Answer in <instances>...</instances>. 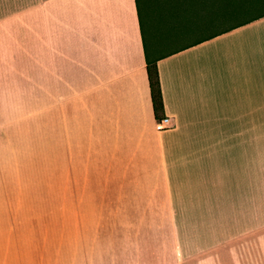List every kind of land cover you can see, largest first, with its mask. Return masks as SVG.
<instances>
[{"label":"crops","instance_id":"0c3cea01","mask_svg":"<svg viewBox=\"0 0 264 264\" xmlns=\"http://www.w3.org/2000/svg\"><path fill=\"white\" fill-rule=\"evenodd\" d=\"M140 5L0 0V264H31L33 165L46 197L79 200L75 213L137 216L120 226L128 239L109 226L105 264L240 262L241 248L250 262L264 15L218 33L202 3H145L147 39L167 50L155 55L170 126L158 129ZM164 13L183 14V41L156 45Z\"/></svg>","mask_w":264,"mask_h":264},{"label":"rangeland","instance_id":"374dc122","mask_svg":"<svg viewBox=\"0 0 264 264\" xmlns=\"http://www.w3.org/2000/svg\"><path fill=\"white\" fill-rule=\"evenodd\" d=\"M143 26L149 31V14L145 10H151L150 3L158 0H139ZM156 14V13H155ZM151 14V15H155ZM148 53H153V40L147 39ZM167 50L160 49L158 53ZM257 209H256V234L249 247V261L244 262V253L247 248H241L238 256L240 262H232L234 255L225 252L221 264H264V184H263V136H257ZM38 166L33 165L32 181V223H31V264H87L88 257L92 254L99 258L93 264H105L107 241L109 239L108 228L111 224L117 223V238L131 237L130 230H122L120 226L135 223L137 216H114L84 213V209H79L80 213H75L79 206V200H59L53 197H46L43 190L47 184L39 182ZM54 185V184H53ZM50 191L54 194V186H50ZM47 190V192H49ZM81 202V201H80ZM93 203V202H92ZM81 206V203H80ZM93 210V209H91ZM112 226V225H111ZM96 227V229H95ZM120 229V231H119ZM120 234V236H118ZM95 240V251L91 250L90 245ZM101 244V245H99ZM234 256V257H233Z\"/></svg>","mask_w":264,"mask_h":264},{"label":"trees","instance_id":"16d2710c","mask_svg":"<svg viewBox=\"0 0 264 264\" xmlns=\"http://www.w3.org/2000/svg\"><path fill=\"white\" fill-rule=\"evenodd\" d=\"M167 1H175V3L179 5L188 3H202L200 10H206L207 16L209 20L207 21V25L212 23L213 25L218 26L220 29L217 31L220 33L221 31L229 30L233 27H237L244 23H247L253 19L261 17L264 15V0H165ZM207 7L205 8V6ZM138 13L140 17V8L138 5ZM183 14H179L175 17H171L168 14H163L161 17L160 30L159 26L155 27V30L152 28L156 26L155 24L151 27L152 34H156V31L160 34L159 38H155L157 46L169 45L172 42H181L183 41L177 32H174L173 26L176 24H180L181 28L184 30L187 28L184 25L182 19ZM175 23V24H174ZM141 22V32L143 35V40L145 43V60H146V70L147 77L152 101V109L153 114L156 120L161 119L164 116V104H163V96L162 90L160 86L159 72L157 67L158 57L155 55L158 53V50L155 48L153 53L150 55L147 49V33L144 29V26ZM158 28V29H157ZM200 29H203V25L201 24ZM182 32V31H181ZM201 41V39L197 40Z\"/></svg>","mask_w":264,"mask_h":264},{"label":"built area","instance_id":"2783aa9c","mask_svg":"<svg viewBox=\"0 0 264 264\" xmlns=\"http://www.w3.org/2000/svg\"><path fill=\"white\" fill-rule=\"evenodd\" d=\"M170 126V119L167 116H163L161 119L156 121V127L158 129H165Z\"/></svg>","mask_w":264,"mask_h":264}]
</instances>
